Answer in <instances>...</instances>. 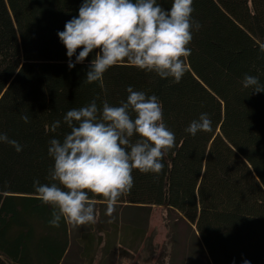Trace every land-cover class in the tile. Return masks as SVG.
Returning <instances> with one entry per match:
<instances>
[{
  "label": "trees",
  "instance_id": "16d2710c",
  "mask_svg": "<svg viewBox=\"0 0 264 264\" xmlns=\"http://www.w3.org/2000/svg\"><path fill=\"white\" fill-rule=\"evenodd\" d=\"M172 2L157 0L166 10ZM81 3L0 0V132L22 145L16 152L0 143V264H117L130 252L142 264H264V92L242 84L247 74L264 85V0H193L201 28L187 45L191 55L181 58L187 70L179 83L126 60L86 83L99 50L69 69L57 36ZM128 86L159 99L175 134L163 170L134 169V185L111 217L104 198L89 193L95 223L74 227L61 218L50 226L53 209L32 187L49 183V141L70 132L68 110L93 99L119 106ZM201 113L212 131L187 133ZM153 205L167 210L165 251L149 230Z\"/></svg>",
  "mask_w": 264,
  "mask_h": 264
},
{
  "label": "clouds",
  "instance_id": "9594fccd",
  "mask_svg": "<svg viewBox=\"0 0 264 264\" xmlns=\"http://www.w3.org/2000/svg\"><path fill=\"white\" fill-rule=\"evenodd\" d=\"M193 0H173L167 10L157 0H82L78 15L67 21L57 36L66 49L68 68L83 63L98 49L85 75L86 83L102 80L112 66L127 61L160 78L179 83L186 72L182 57L191 55L187 45L193 30L201 24L192 18ZM77 49H82L76 54ZM264 52V46L260 48ZM75 56V60L72 57ZM244 88L264 92L256 76L245 74ZM127 98L119 106L96 99L63 116L70 132L63 140L51 139L48 155L54 160L48 170L49 183L33 181L37 198L52 207L50 226L59 227L61 218L75 226L96 222V209L89 193L104 198L106 215L111 217L122 195L134 185L133 170L159 174L164 155L176 143L175 134L163 122L162 104L155 95L126 88ZM133 114H135L133 116ZM30 122L27 114L21 115ZM61 121H53L55 132ZM185 131H212L208 113H201ZM138 137L133 140V137ZM0 143L11 145L16 152L22 145L0 132ZM244 264H249L247 260Z\"/></svg>",
  "mask_w": 264,
  "mask_h": 264
},
{
  "label": "rangeland",
  "instance_id": "374dc122",
  "mask_svg": "<svg viewBox=\"0 0 264 264\" xmlns=\"http://www.w3.org/2000/svg\"><path fill=\"white\" fill-rule=\"evenodd\" d=\"M166 213L165 207L160 205L151 206L150 219H149V230L155 231V243L165 251V245L167 242V225H166ZM130 242V240H127ZM117 264H142L140 256L136 253H131L127 258H120Z\"/></svg>",
  "mask_w": 264,
  "mask_h": 264
}]
</instances>
